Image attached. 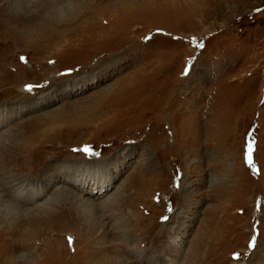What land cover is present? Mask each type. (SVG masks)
Listing matches in <instances>:
<instances>
[{"label":"rangeland","instance_id":"rangeland-1","mask_svg":"<svg viewBox=\"0 0 264 264\" xmlns=\"http://www.w3.org/2000/svg\"><path fill=\"white\" fill-rule=\"evenodd\" d=\"M39 2L0 0V264H264V0Z\"/></svg>","mask_w":264,"mask_h":264},{"label":"bare ground","instance_id":"bare-ground-1","mask_svg":"<svg viewBox=\"0 0 264 264\" xmlns=\"http://www.w3.org/2000/svg\"><path fill=\"white\" fill-rule=\"evenodd\" d=\"M16 1V0H15ZM36 2H39V0H28V3L29 4H32V3H36ZM44 2V0H40V2L39 3H43ZM48 2H49V0H48ZM68 1H66V3H67ZM45 3H46V1H45ZM64 3V2H63ZM95 3V2H94ZM48 4V3H47ZM52 4V3H51ZM38 5V4H37ZM41 6V5H40ZM77 7H78V5H77ZM33 12V11H32ZM9 15V14H8ZM12 16H13V14H12ZM8 19V18H7ZM23 19V18H22ZM4 21V20H3ZM9 21V20H8ZM12 21V20H11ZM14 21V20H13ZM5 22V21H4ZM13 26V25H12ZM15 27V26H14ZM14 29H16V28H14ZM23 88H24V86H23ZM22 88V89H23ZM25 88H27V86L25 87ZM24 88V89H25ZM24 89L23 90H21V91H24ZM8 92V91H7ZM25 92V91H24ZM3 140V139H2ZM3 147H4V144H2L1 142H0V155H1V151L3 150ZM3 164H5V162H3ZM72 196H74V195H72ZM76 197V196H75ZM16 207L14 206V208L13 209H15ZM18 208V207H17ZM47 208V206L46 205H42V206H40L39 208H37L38 209V211L36 212V213H34V212H32V211H29L28 209H24V210H16L17 211V214L20 216V217H23V218H25V217H28L29 215H31V216H35L36 214H38V215H40V214H42L44 211H45V209ZM19 209V208H18ZM143 224V223H142ZM140 222H139V220H138V218H137V220H135V223H131V225H130V227L127 229V230H129L130 232V234H135L136 236H134L133 238V240L135 241V240H137L139 237H140V235H143V231L144 230H146L145 231V233H147V231L148 230H150L151 229V226L150 227H148L147 225H142ZM165 224V223H164ZM143 226H146V229H144L143 228ZM161 226V225H160ZM144 229V230H143ZM158 229V228H157ZM138 230H140V232L139 233H137L136 234V231H138ZM164 231V230H163ZM149 233V232H148ZM154 233V232H153ZM32 234V233H31ZM162 234V233H161ZM146 235V234H145ZM149 235V234H148ZM10 243V247H13L14 246V244H15V242H9ZM136 242H134L133 244L134 245H136L135 244ZM9 247V248H10ZM108 251H109V249H108ZM220 254H217V256H216V258H215V260H219V258H220ZM93 257V256H92ZM95 257V256H94ZM100 261V260H99ZM16 262V261H15ZM126 262V261H125ZM122 263V264H128V263ZM13 264V260H10V261H8V260H3V264ZM97 264V263H96ZM99 264V263H98Z\"/></svg>","mask_w":264,"mask_h":264},{"label":"snow or ice","instance_id":"snow-or-ice-1","mask_svg":"<svg viewBox=\"0 0 264 264\" xmlns=\"http://www.w3.org/2000/svg\"><path fill=\"white\" fill-rule=\"evenodd\" d=\"M193 43L197 47H201V48L204 47L203 43H198L195 38H193ZM189 71H190L189 67H186L185 70H184V74L185 75H188L189 74ZM29 90H31V89H29ZM252 149H253V142H248V144H247L246 160H247V163L254 168V165H253V162H252ZM83 151L85 153H91L92 152V150L90 148H87V147L84 148ZM164 219L167 220V217H164ZM71 242H72L71 241V238H69V243H71ZM254 244H255V239H253V241L250 243L249 247L254 246Z\"/></svg>","mask_w":264,"mask_h":264}]
</instances>
